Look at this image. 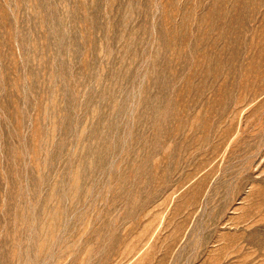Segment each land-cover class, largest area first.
I'll return each instance as SVG.
<instances>
[{
	"label": "rangeland",
	"instance_id": "374dc122",
	"mask_svg": "<svg viewBox=\"0 0 264 264\" xmlns=\"http://www.w3.org/2000/svg\"><path fill=\"white\" fill-rule=\"evenodd\" d=\"M0 264H264V0H0Z\"/></svg>",
	"mask_w": 264,
	"mask_h": 264
}]
</instances>
